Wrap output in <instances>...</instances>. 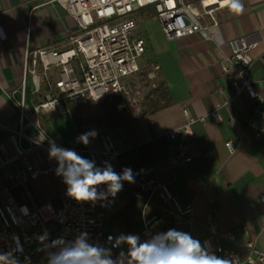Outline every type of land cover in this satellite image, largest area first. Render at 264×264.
<instances>
[{
	"label": "crops",
	"instance_id": "1",
	"mask_svg": "<svg viewBox=\"0 0 264 264\" xmlns=\"http://www.w3.org/2000/svg\"><path fill=\"white\" fill-rule=\"evenodd\" d=\"M177 1L189 5L195 13L212 10L216 25L212 26L214 22L207 16L202 22L210 24L209 36L196 32L168 39L160 21L148 11L141 22L149 20L156 26L141 29L148 44L145 59L160 64L162 87L158 96L145 97L134 106L137 113L130 122L108 129L100 123L98 110L90 106L74 118L72 114L44 113L43 124L62 142L78 147L82 157L92 160L89 153L96 151L97 166L103 163L99 135L107 130L121 151L115 161L117 173L124 168L134 171L152 165L167 193L182 205L192 206L191 214L179 213L156 193L147 217H165L166 221L143 234V201L131 191L135 184L124 182L125 188L115 198L98 207L113 237L135 234L143 241L149 234L174 228L204 244L208 242L210 217L220 233L230 232L234 237L222 239V244L239 249L246 258L247 242L264 250V131L259 137L255 135L264 128V0H242L241 14L230 11L228 0ZM77 30L75 19L59 2L0 0V124L10 127L0 130L1 209L5 206V188L10 189L17 206L30 210L47 201L61 204L64 183L55 173L56 161L49 159L48 149L35 147L30 139L32 126L22 129L16 122L18 111L10 94L20 95L24 61L30 49L60 47ZM239 35L259 42L251 52L254 61L250 68L257 96L250 98L243 92L224 104L235 87L223 71L222 59L231 53L230 40ZM184 108L198 119L192 125V161L173 164L174 145L168 132L185 122ZM216 109L222 117L219 122L209 116ZM202 116L207 119L199 120ZM92 130L98 135L90 138L88 145L78 142L81 134ZM229 140L233 151L226 145ZM22 150H27L34 174L17 182L15 171L23 165ZM127 247H112L113 258L126 252ZM43 264H47V254Z\"/></svg>",
	"mask_w": 264,
	"mask_h": 264
},
{
	"label": "built area",
	"instance_id": "2",
	"mask_svg": "<svg viewBox=\"0 0 264 264\" xmlns=\"http://www.w3.org/2000/svg\"><path fill=\"white\" fill-rule=\"evenodd\" d=\"M59 2L75 19L78 30L66 38L60 47H41L30 49L24 61V77L20 95L10 94V101L18 111L16 122L22 129L28 125L34 128L30 137L35 147L49 149V140L57 145L76 151H82L73 144L64 143L44 126L42 115L48 112L71 114L74 105L82 109L93 106L97 109L98 101L115 94L125 98L123 107L136 106L160 83L161 66L155 61L145 59L148 49L147 39L142 35L140 21L148 11L154 13L168 39L190 35L196 32L204 36L210 34V24L202 19L207 16L216 21L212 10L195 13L189 5L177 0H47ZM231 53L222 59L223 71L232 78L235 93L228 96L224 104L245 92L250 98L257 96V91L250 74L254 58L252 50L258 46V40L248 35H239L230 40ZM30 86V89H29ZM185 122L168 132L174 145L171 158L173 164H188L192 161L191 141L194 138L192 125L198 119L184 108ZM214 121H221L218 109L209 113ZM206 116L199 120L205 121ZM1 129H10L0 124ZM264 128L256 132L259 137ZM99 139L100 151L105 161L115 170V161L121 151L107 130ZM233 151L232 141L226 142ZM22 150L23 165L15 171V180L22 182L33 176V165ZM92 160L96 151H90ZM2 161V158H0ZM56 162V167H57ZM135 185L131 191L142 201L145 234L150 228L166 221L165 217H147L156 193L165 203H171L174 209L183 214H191L192 206L182 205L175 196L164 189V183L157 176L152 165L142 166L133 171ZM123 185V189H124ZM122 189V190H123ZM106 191V185L99 188ZM121 192V191H120ZM119 192V193H120ZM5 198L4 209L0 208V254L11 253L19 264H43L47 254V245L53 240L63 238L72 240L82 232L89 234V242L112 248L113 237L105 227V214L98 209L100 203L77 202L67 195V186L60 194L61 204L56 206L51 201L43 202L30 210L26 206H17L9 188L2 191ZM264 201V197L262 198ZM193 222L192 218L189 219ZM208 243L210 251L220 258L233 261V264L264 263V250L257 249L252 242L245 243L249 254L243 258L237 248L225 247L221 240H233L232 233H220L213 220L208 218ZM48 234V239L41 242L40 236ZM53 250V249H51Z\"/></svg>",
	"mask_w": 264,
	"mask_h": 264
},
{
	"label": "clouds",
	"instance_id": "3",
	"mask_svg": "<svg viewBox=\"0 0 264 264\" xmlns=\"http://www.w3.org/2000/svg\"><path fill=\"white\" fill-rule=\"evenodd\" d=\"M230 11L241 14L244 11L242 0H228ZM95 130L81 134L77 140L84 145L95 138ZM49 159L57 162L55 173L62 177L67 186V195L77 202H93L115 198L122 191L124 182L135 183L131 168L117 173L113 166L105 161L103 167L94 160L80 156L72 149L63 148L49 140ZM106 185V191L99 188ZM48 239L45 233L39 237L41 242ZM113 247L127 245V251H121L114 259L111 248L89 242V234L82 232L72 240L58 238L47 245V264H233V261L220 258L210 251V244H202L190 233L170 228L164 232L149 234L141 241L135 234H120L109 237ZM51 249H55L52 251ZM0 264H19L11 253L0 254Z\"/></svg>",
	"mask_w": 264,
	"mask_h": 264
},
{
	"label": "trees",
	"instance_id": "4",
	"mask_svg": "<svg viewBox=\"0 0 264 264\" xmlns=\"http://www.w3.org/2000/svg\"><path fill=\"white\" fill-rule=\"evenodd\" d=\"M162 84L160 83L156 88L151 90L146 98L156 97L160 94ZM124 96L122 94H115L107 96L98 101L96 107L100 115V123L108 129H114L123 126L130 122L137 113V108L133 106L123 107ZM82 111L81 105H74L72 108V117Z\"/></svg>",
	"mask_w": 264,
	"mask_h": 264
},
{
	"label": "rangeland",
	"instance_id": "5",
	"mask_svg": "<svg viewBox=\"0 0 264 264\" xmlns=\"http://www.w3.org/2000/svg\"><path fill=\"white\" fill-rule=\"evenodd\" d=\"M157 19V18H156ZM158 21V20H157ZM140 28L142 29L144 26H148V28H150V30L154 29V27L156 26L155 23L150 22L149 20H146L145 22H141L139 23ZM143 30V29H142Z\"/></svg>",
	"mask_w": 264,
	"mask_h": 264
},
{
	"label": "bare ground",
	"instance_id": "6",
	"mask_svg": "<svg viewBox=\"0 0 264 264\" xmlns=\"http://www.w3.org/2000/svg\"><path fill=\"white\" fill-rule=\"evenodd\" d=\"M223 3V2H222Z\"/></svg>",
	"mask_w": 264,
	"mask_h": 264
}]
</instances>
